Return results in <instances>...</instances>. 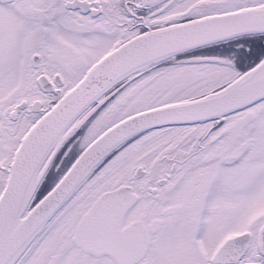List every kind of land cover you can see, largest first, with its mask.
<instances>
[{
    "label": "snow or ice",
    "instance_id": "1",
    "mask_svg": "<svg viewBox=\"0 0 264 264\" xmlns=\"http://www.w3.org/2000/svg\"><path fill=\"white\" fill-rule=\"evenodd\" d=\"M0 264H264V0H0Z\"/></svg>",
    "mask_w": 264,
    "mask_h": 264
}]
</instances>
